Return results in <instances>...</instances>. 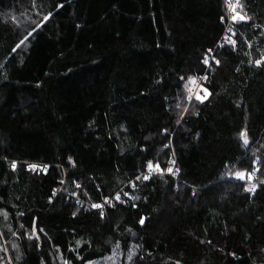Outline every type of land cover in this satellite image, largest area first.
Wrapping results in <instances>:
<instances>
[{"label": "trees", "instance_id": "1", "mask_svg": "<svg viewBox=\"0 0 264 264\" xmlns=\"http://www.w3.org/2000/svg\"><path fill=\"white\" fill-rule=\"evenodd\" d=\"M235 4L0 0V264H264V0Z\"/></svg>", "mask_w": 264, "mask_h": 264}, {"label": "built area", "instance_id": "2", "mask_svg": "<svg viewBox=\"0 0 264 264\" xmlns=\"http://www.w3.org/2000/svg\"><path fill=\"white\" fill-rule=\"evenodd\" d=\"M33 166H35V168L40 167V165H38L37 163L31 164V167H33ZM160 174L172 175V173L169 171L164 172L160 169H152L148 173H146L144 176H148L149 178L147 180H150V178L152 176L160 175ZM117 196H119V199L116 198ZM128 197H129V193H128L127 189H125V187H124L121 190H119L112 198L108 199L106 201V204H108V205L112 204L114 201H119L120 203H125V201ZM79 202L88 208L92 207L89 203H87L85 201L79 200Z\"/></svg>", "mask_w": 264, "mask_h": 264}, {"label": "snow or ice", "instance_id": "3", "mask_svg": "<svg viewBox=\"0 0 264 264\" xmlns=\"http://www.w3.org/2000/svg\"><path fill=\"white\" fill-rule=\"evenodd\" d=\"M238 5H239V0H236V4L231 6L233 12H235V8H236ZM237 18H239V19H241V20L244 19L243 16H239L238 14H237V15H233V17H232L233 21H235ZM22 42H23V41H22ZM233 43H234V42H233ZM205 63L207 64L208 61L205 60ZM217 63H218V61H217ZM260 63H261L260 61H257V64H260ZM191 83H195V81L193 80V81H191ZM197 98L200 99V97H197ZM247 142H248V141H247V137H246V135H244V143L247 144ZM158 167H159V166L157 165V168H158ZM13 168H15V164H13ZM33 168H35V166H33ZM148 168H149V170H152L153 166H152L151 163H149ZM168 171L170 172L171 169H168ZM238 177L242 179V178H243V173H239V174H238ZM148 178H149L148 176H145V177H144L145 180H147ZM116 198L119 199V196H117ZM93 207L100 208L101 205H99V204H95V205H93ZM141 223H143V221H141Z\"/></svg>", "mask_w": 264, "mask_h": 264}, {"label": "rangeland", "instance_id": "4", "mask_svg": "<svg viewBox=\"0 0 264 264\" xmlns=\"http://www.w3.org/2000/svg\"><path fill=\"white\" fill-rule=\"evenodd\" d=\"M236 15H237V14H236ZM197 87H198V84L196 85V89H197ZM108 263H109V264H115V260H109Z\"/></svg>", "mask_w": 264, "mask_h": 264}]
</instances>
